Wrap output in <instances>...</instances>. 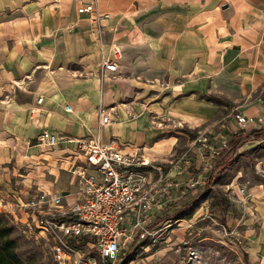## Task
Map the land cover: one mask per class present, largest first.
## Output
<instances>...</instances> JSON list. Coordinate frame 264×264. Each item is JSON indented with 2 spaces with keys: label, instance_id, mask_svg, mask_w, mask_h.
<instances>
[{
  "label": "crops",
  "instance_id": "1",
  "mask_svg": "<svg viewBox=\"0 0 264 264\" xmlns=\"http://www.w3.org/2000/svg\"><path fill=\"white\" fill-rule=\"evenodd\" d=\"M93 2L109 17L95 23L78 13ZM113 47L120 58L108 72L101 57ZM156 77L170 88L148 83ZM226 101L264 119V0H0V213L18 229L31 219L23 203L38 190L60 192L68 203L79 197L65 169L75 143L47 148L38 139L44 129L113 140L158 162L184 136L198 164L190 130L228 139L240 131ZM256 168L245 185L249 206L234 208L229 221L248 263L264 264V153Z\"/></svg>",
  "mask_w": 264,
  "mask_h": 264
},
{
  "label": "built area",
  "instance_id": "2",
  "mask_svg": "<svg viewBox=\"0 0 264 264\" xmlns=\"http://www.w3.org/2000/svg\"><path fill=\"white\" fill-rule=\"evenodd\" d=\"M77 11L88 13L95 23L109 17L99 12L94 2L79 6ZM94 29L101 30L99 26ZM119 58L120 49L113 47L110 54L102 55L101 67L114 72ZM41 102L39 97L37 103ZM64 108L71 111L69 105ZM230 117L240 131L264 127L263 118L248 117L237 109ZM100 122L108 123V115L104 113ZM38 139L50 149L62 141L75 143L74 152L65 157V169L77 185L79 197L68 203L60 192L40 189L22 205L30 210L31 219L18 224L24 234L47 237L59 264H78L81 245L94 247L101 261L112 264L134 243H155L160 230L173 224L165 219L158 225L157 215L170 205L188 200L207 183L213 159L229 142L223 133H199L191 139L198 164L185 152L166 160L169 167L165 170L161 163L143 154L116 148L113 140L102 143L94 137L74 139L49 129L42 130ZM234 201L249 206L245 185L237 187Z\"/></svg>",
  "mask_w": 264,
  "mask_h": 264
},
{
  "label": "rangeland",
  "instance_id": "3",
  "mask_svg": "<svg viewBox=\"0 0 264 264\" xmlns=\"http://www.w3.org/2000/svg\"><path fill=\"white\" fill-rule=\"evenodd\" d=\"M154 80L159 82L156 87L160 91L170 88L169 81L164 78L156 77L148 80V83L154 84ZM205 97L214 103L223 99L212 94ZM226 103L220 102L224 104L222 106L226 115L231 116L233 111L230 103ZM174 125L185 128V124L179 121L174 122ZM206 130L208 129L190 130V139ZM263 130L264 127L241 130L242 138L229 139L227 148L213 159L207 181H211V184L206 186L205 183L198 187L188 200L179 205H170L160 214L156 219L158 225L165 219H171L173 224L160 230L155 243H134L122 250L112 264H249L240 239L229 221V212L238 207L242 210L247 208L234 201L237 191L234 188L241 183L248 185L259 176L256 162L264 153V139L252 136L251 132ZM177 140V148L165 154L164 162L159 163L165 164L166 160L176 159L185 152L191 155L186 138L182 136ZM239 174L241 177L236 178ZM0 215H5L4 227L11 228V232L2 237V241L10 240V245L14 243V251L20 258V264H59L53 256L51 242L47 237L38 233L24 234L13 225L6 213ZM80 250L83 255L78 264H109L101 261L94 247H80Z\"/></svg>",
  "mask_w": 264,
  "mask_h": 264
},
{
  "label": "trees",
  "instance_id": "4",
  "mask_svg": "<svg viewBox=\"0 0 264 264\" xmlns=\"http://www.w3.org/2000/svg\"><path fill=\"white\" fill-rule=\"evenodd\" d=\"M251 133H252V136L254 137H260L261 139H264V130L260 132L252 131ZM233 137L234 139H237V140H239V138H242L240 131L235 133ZM210 184H211V181H209L206 186H209ZM162 212H160L157 215L156 219L160 217V214ZM188 215H191V213L188 212ZM4 220H5V215H0V264H20V258L14 251V243L10 245L11 244L10 240L2 241V237L7 236L11 232V228L4 227L3 225Z\"/></svg>",
  "mask_w": 264,
  "mask_h": 264
}]
</instances>
